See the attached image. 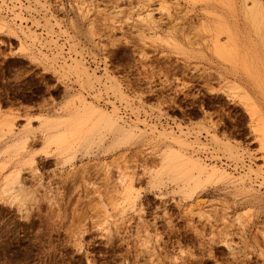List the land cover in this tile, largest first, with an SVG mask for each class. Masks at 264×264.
<instances>
[{
  "label": "rangeland",
  "instance_id": "obj_1",
  "mask_svg": "<svg viewBox=\"0 0 264 264\" xmlns=\"http://www.w3.org/2000/svg\"><path fill=\"white\" fill-rule=\"evenodd\" d=\"M251 5L0 0V264H264Z\"/></svg>",
  "mask_w": 264,
  "mask_h": 264
},
{
  "label": "bare ground",
  "instance_id": "obj_2",
  "mask_svg": "<svg viewBox=\"0 0 264 264\" xmlns=\"http://www.w3.org/2000/svg\"><path fill=\"white\" fill-rule=\"evenodd\" d=\"M262 3L263 2H261L260 0H252V5H251L252 9L249 10V13H251V17H252L251 20L253 19V21H254L253 31L258 35L259 38L262 37V35H261L262 24H261L260 20L264 18V3L263 4ZM83 122H84V120L82 119L80 121V123H83ZM263 129H264L263 126H262V128L260 126L259 129H256L258 131V133L260 132L262 134V137H260V139H262V145H263L262 148H264V130Z\"/></svg>",
  "mask_w": 264,
  "mask_h": 264
}]
</instances>
